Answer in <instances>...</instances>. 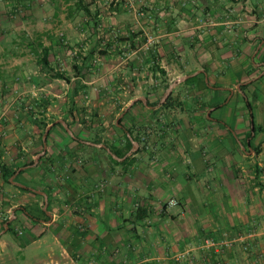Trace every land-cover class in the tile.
<instances>
[{"label":"crops","instance_id":"crops-1","mask_svg":"<svg viewBox=\"0 0 264 264\" xmlns=\"http://www.w3.org/2000/svg\"><path fill=\"white\" fill-rule=\"evenodd\" d=\"M89 6L115 42L99 50L103 86L79 68L67 87L87 90L30 99L38 115L0 96V264H201L205 237L264 231V0ZM238 255L252 263L238 248L222 263Z\"/></svg>","mask_w":264,"mask_h":264},{"label":"rangeland","instance_id":"rangeland-1","mask_svg":"<svg viewBox=\"0 0 264 264\" xmlns=\"http://www.w3.org/2000/svg\"><path fill=\"white\" fill-rule=\"evenodd\" d=\"M10 1H0V82L3 66L10 65L8 69L14 75V86L4 88L0 83V96L8 95L11 98L26 99L24 106L28 112L38 115L37 111L34 112L35 104L30 99L38 102V96L45 95L46 91L60 93L67 88L72 89V85L67 87L64 81L51 77V72L41 60L44 48L49 49L48 61L55 71L64 72L72 79L82 76L79 68H87L88 72L84 74L85 80L93 81L92 87L103 86L97 67L99 50L109 49L115 45V42H111L109 46V42L105 40V33L103 34L102 20L95 19L98 15L97 10H90L89 4L99 0H80V3H72L68 0L66 3H60L65 8H61L58 3L56 8L45 10L38 9V0H21L20 3L16 1L10 3ZM69 3L71 4L67 5ZM84 6H89V13L83 9ZM89 50L95 53V59L91 60L83 54L84 52L87 55ZM54 53L58 56H54ZM61 54L65 57H61ZM8 60H10L9 64H7ZM87 88H84L82 92L84 93ZM34 107L38 108V104ZM42 122H47L39 123L44 132ZM235 234L238 236L244 233ZM260 244L264 246V237L261 238ZM228 251L231 250H224L219 254L212 251L208 253L200 251L199 261L201 260V264H213L212 259L215 257L214 260L222 262L221 258L226 256ZM238 251L245 256L239 248ZM248 258L252 262L250 264H264V257ZM238 259L237 264H242L244 259L239 255Z\"/></svg>","mask_w":264,"mask_h":264},{"label":"built area","instance_id":"built-area-1","mask_svg":"<svg viewBox=\"0 0 264 264\" xmlns=\"http://www.w3.org/2000/svg\"><path fill=\"white\" fill-rule=\"evenodd\" d=\"M170 205H177L176 200H171ZM264 237V231H249L242 235H236L231 231H223L218 233L217 236H210L205 238L197 249L201 252H214L219 254L224 250H232L234 248H239L246 257H256L257 259L264 257V248H259L257 250L256 245L260 238ZM256 248V250H255ZM190 251L184 252L182 254L178 253L172 258L175 262H183L188 260ZM211 263V261H210ZM213 263V262H212Z\"/></svg>","mask_w":264,"mask_h":264},{"label":"trees","instance_id":"trees-1","mask_svg":"<svg viewBox=\"0 0 264 264\" xmlns=\"http://www.w3.org/2000/svg\"><path fill=\"white\" fill-rule=\"evenodd\" d=\"M134 48H135V46H134ZM48 51H49L48 48H44V55H43V57H42L41 60H42V63L44 64V66H45L46 68H48L49 71L51 72V75H52L51 77H52V78H55V79H60V80L64 81V82L67 83V84H71V83H72V81H71L72 79H71L70 76H68V75H67L66 73H64V72H61V71H55L53 68L50 67V63H49V61H48ZM160 74L165 75L166 72H165L164 70H160ZM84 88H86V86L80 84L79 82H76V83L74 84L72 90H71V93H72V94H71V97H72V99L74 100V98L77 97V96L79 95V93L82 92V90H83ZM171 98H172V93H171L170 96L168 97V99H167V101H166L165 104H167ZM42 123H43V124H42L43 131H45L46 128H47V126H48V123H44V122H42ZM119 124H121V121H120ZM128 131H129L130 134L132 133L131 130H128ZM131 146H132V144H131L130 142H128L127 145H126V147H125V152H128V151L131 149ZM114 153H115L117 156H119V157L122 155L120 152H117V151H114ZM6 175H7V174H5L4 176H6ZM14 235H16V234L14 233ZM214 258H215V257H213V259H212L213 264H225V263H226V262H225V263H224V262L222 263V262L219 261V260H214ZM231 262H232V261H231ZM231 262H229L228 264H232Z\"/></svg>","mask_w":264,"mask_h":264},{"label":"water","instance_id":"water-1","mask_svg":"<svg viewBox=\"0 0 264 264\" xmlns=\"http://www.w3.org/2000/svg\"><path fill=\"white\" fill-rule=\"evenodd\" d=\"M179 80L181 81V80H183V79H179ZM171 90H172L171 88L168 89L167 96L170 95ZM118 123H119V121H118ZM119 126H120V124H119ZM51 127H52V126H49V127L46 129L45 134H44V136H43V141H44V146H45V148H46V140H47V136H48V133H49Z\"/></svg>","mask_w":264,"mask_h":264}]
</instances>
